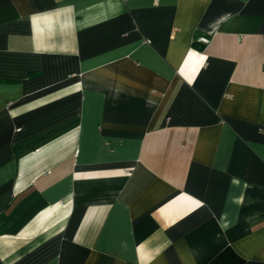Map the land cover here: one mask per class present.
<instances>
[{
  "label": "crops",
  "instance_id": "0c3cea01",
  "mask_svg": "<svg viewBox=\"0 0 264 264\" xmlns=\"http://www.w3.org/2000/svg\"><path fill=\"white\" fill-rule=\"evenodd\" d=\"M0 264H264V0H0Z\"/></svg>",
  "mask_w": 264,
  "mask_h": 264
}]
</instances>
